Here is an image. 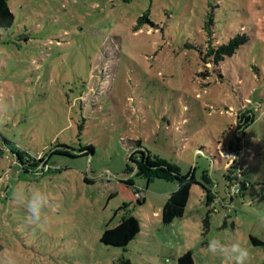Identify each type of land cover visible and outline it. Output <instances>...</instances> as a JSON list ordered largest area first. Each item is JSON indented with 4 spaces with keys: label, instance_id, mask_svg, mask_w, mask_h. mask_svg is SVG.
I'll return each mask as SVG.
<instances>
[{
    "label": "rangeland",
    "instance_id": "1",
    "mask_svg": "<svg viewBox=\"0 0 264 264\" xmlns=\"http://www.w3.org/2000/svg\"><path fill=\"white\" fill-rule=\"evenodd\" d=\"M8 2L15 19L0 29V264H117L120 256L176 264L187 250L194 264H230L208 251L213 239H239L246 264H264V244L250 238L264 239V117L238 135L234 116L248 97H264V2L255 12L263 42L243 45L221 74L187 45L210 5L240 0ZM144 12L151 21L136 27ZM138 140L198 181L207 170L215 199L208 205L193 182L184 213L164 222L176 182L134 176L145 199L137 203L122 179L132 175L124 169ZM62 144L95 150L49 156ZM16 148L49 156L50 168L25 171ZM243 166L251 184L231 199L229 181L240 185L244 175L234 171ZM41 194L48 202L30 222L28 203ZM124 204L140 231L123 247L107 245L102 232L118 224Z\"/></svg>",
    "mask_w": 264,
    "mask_h": 264
},
{
    "label": "trees",
    "instance_id": "2",
    "mask_svg": "<svg viewBox=\"0 0 264 264\" xmlns=\"http://www.w3.org/2000/svg\"><path fill=\"white\" fill-rule=\"evenodd\" d=\"M259 1L260 3L256 2V5L251 8V0H240V5L231 9L224 6L218 7V4L217 7L215 5H210L201 23L200 33H198L197 38L187 46L195 48L200 54L203 63L211 62L213 69L221 74L222 65H230L231 59L236 53L241 51L243 45L247 47L252 46L254 42H263V39L260 38L261 31L258 27L259 22L255 15V12L256 14L260 12L259 10L262 9L261 3L264 2V0ZM228 10L231 11L229 12ZM237 10L240 12H236ZM14 19L15 15L10 8L8 0H0V29L10 27L13 24ZM145 19L149 22L151 21L146 12L137 18L136 27H139ZM152 24L155 25L154 23ZM83 95V93H80L77 97L81 98ZM246 102L248 103L247 105L243 101L242 106L234 115L236 119L235 131L238 135H244L246 130L249 129L253 123L264 117V97H260L256 100L248 97ZM259 103H261L260 109L257 107ZM238 135L235 142L231 140L228 143L230 147L233 146V144H239L240 137ZM62 145L66 148L52 149L49 156L53 153H61L69 156L89 155L95 150L93 144H81L78 148H72V151L69 150L66 144ZM135 145L136 147L131 150L128 156L129 161L126 163L124 169L125 173L132 174L131 176L122 179L126 185L132 189L135 188L134 176L145 178L147 181L160 178L166 181L176 182V188L170 193L161 208L164 222L171 221L176 214L179 215L184 213L193 182L199 183L202 186V189L207 196L208 205L215 199L216 196L213 191L214 182L207 170H203L201 174L202 181H198L194 172L182 173L176 162L169 161L166 158L151 152L141 145L140 140L136 141ZM197 151H199L197 153L205 152L203 147H198ZM14 152L22 163L25 171L33 170L39 174L50 168L48 160L49 156L46 157L44 154L31 156L26 154V152L20 148H16ZM210 154L211 156L213 155L212 152H210ZM257 154L258 153L252 149V155L255 157ZM220 158L223 157L220 156ZM40 165L43 167H40ZM245 168L247 167L243 166L234 171V175L237 172H240L238 175H244L242 178L244 180H239L240 190L237 191L242 195H244L243 190L251 184V181L248 180V174ZM224 174L226 177L230 178L227 171L224 172ZM85 180L92 181L88 177H85ZM227 181L229 180L227 179ZM236 183L238 182L229 181V184ZM237 192L231 194V199L235 195L240 194ZM136 200L139 204H142L145 201L142 196L136 198ZM121 207L125 208L126 212L122 213L118 224L115 226H106L102 232L101 240L107 245L123 247L140 231L139 220L129 212V205L124 204ZM204 220L205 223L208 224V216H206ZM250 238L256 245L264 244V239L253 234H251ZM116 260L117 264H133L129 258L124 256H120ZM176 264H194L191 250H187L181 254L177 258Z\"/></svg>",
    "mask_w": 264,
    "mask_h": 264
},
{
    "label": "clouds",
    "instance_id": "3",
    "mask_svg": "<svg viewBox=\"0 0 264 264\" xmlns=\"http://www.w3.org/2000/svg\"><path fill=\"white\" fill-rule=\"evenodd\" d=\"M48 202L46 196H33L28 203V211L30 213V222H37L40 218V211ZM208 251L213 255H220L230 262V264H246L250 258L248 249L242 246L239 239H235L230 244H223L217 239L209 241Z\"/></svg>",
    "mask_w": 264,
    "mask_h": 264
},
{
    "label": "built area",
    "instance_id": "4",
    "mask_svg": "<svg viewBox=\"0 0 264 264\" xmlns=\"http://www.w3.org/2000/svg\"><path fill=\"white\" fill-rule=\"evenodd\" d=\"M226 151H228V156L231 158L230 160H232L235 155L239 154V152H237V151H240V150H238V149L236 150L233 147H229ZM238 185H239L238 183L232 184V186H231L232 193L238 191V189H239ZM133 190H134L133 195L136 198H139L140 194H142V192L138 188H134Z\"/></svg>",
    "mask_w": 264,
    "mask_h": 264
},
{
    "label": "crops",
    "instance_id": "5",
    "mask_svg": "<svg viewBox=\"0 0 264 264\" xmlns=\"http://www.w3.org/2000/svg\"><path fill=\"white\" fill-rule=\"evenodd\" d=\"M175 188H176V185L174 186V189H175ZM174 189H173V190H174Z\"/></svg>",
    "mask_w": 264,
    "mask_h": 264
}]
</instances>
